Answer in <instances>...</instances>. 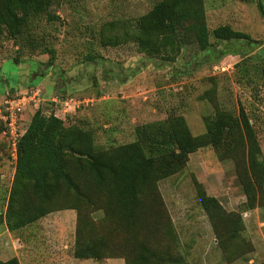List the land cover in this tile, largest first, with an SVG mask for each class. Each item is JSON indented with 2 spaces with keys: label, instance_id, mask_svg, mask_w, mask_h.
Wrapping results in <instances>:
<instances>
[{
  "label": "rangeland",
  "instance_id": "374dc122",
  "mask_svg": "<svg viewBox=\"0 0 264 264\" xmlns=\"http://www.w3.org/2000/svg\"><path fill=\"white\" fill-rule=\"evenodd\" d=\"M51 1L46 15L27 22V37L0 32V98L37 88L45 113L58 115L64 125L77 123L90 129L96 150L129 143L142 129L148 136L170 113L181 115L190 134L199 135L205 130V117L219 110L234 115L242 110L254 130L257 159L264 162V100L257 71L264 58V0H202L205 20L185 22L175 33L177 39L170 44L160 41L154 55L136 49L137 32L131 29L157 0ZM223 24L256 43L214 39L211 29ZM199 27L207 32L210 44L205 51L197 44ZM43 46L46 51L40 49ZM228 50L238 52L221 55ZM210 56L218 58L208 60ZM51 96L76 103L54 104ZM72 108L75 113L67 115ZM33 109L28 103L20 114L23 128ZM164 127L161 135L148 141L149 147L169 140ZM238 146L227 150L221 146L218 152L210 145L198 148L187 155L179 171L157 180L155 188L144 187L131 229L108 201L105 188L95 189L87 180L88 184L79 183V189L88 193V202H73L70 192L60 190L50 203L52 211L9 231L4 212L14 161L0 125V260L123 264L121 258L73 256L78 214L94 232L105 224L106 246L113 255H129L142 246L163 264L172 259L179 264H264V178L254 207H244L239 176L247 171L246 153ZM199 189L240 216L243 225L232 241L220 243L219 231L227 236L229 225L214 231V217L209 218L201 206ZM74 205L77 209L69 208Z\"/></svg>",
  "mask_w": 264,
  "mask_h": 264
},
{
  "label": "trees",
  "instance_id": "16d2710c",
  "mask_svg": "<svg viewBox=\"0 0 264 264\" xmlns=\"http://www.w3.org/2000/svg\"><path fill=\"white\" fill-rule=\"evenodd\" d=\"M51 4V0H0V32L12 38L24 33L27 37V22L46 15ZM190 20H205L202 0H157L134 22L131 30L137 32L133 35L136 49L148 55L156 54L158 43L163 41V44H170L177 39L175 33ZM198 31V47L205 51L210 46L206 39L207 32L200 27ZM211 34L216 40H242L246 44L251 42L250 46L256 43L246 33L234 30L227 24L215 26ZM44 47L40 49L46 51ZM235 51L228 50L221 55L236 54L238 51ZM217 58L210 56L208 60ZM257 71L264 100V58ZM45 110L40 105L34 109L16 142L14 169L4 212L9 231L30 224L52 211L50 203L60 190L70 192L73 202L80 199L88 202V193H82L79 189V183L88 184L87 180L94 184L95 189L105 188L108 201L118 207L124 226L131 229L140 206L138 202L142 189L155 188L157 180L184 166L189 153L206 145H210L215 152L221 146L227 150L231 145L238 148V144L241 145V150L244 149L246 153L247 169L242 176L238 175L245 197L243 206L252 208L258 200L256 191L264 178V162L257 159L259 148L254 130L242 110L235 115L228 110H219L212 117H205V130L199 135L190 134L181 115L170 113L159 122L162 127L159 125L148 136L142 129L133 141L104 150L94 148L90 129L77 123L64 125L61 117L51 111L45 113ZM163 127L169 140L149 147L148 141L161 135ZM197 196L207 216L211 219L214 217L212 227L215 232L222 224L229 225L227 236L218 230L222 234L220 243L232 241L234 233L243 225L240 216L223 209L213 196L206 195L201 189L197 190ZM154 200L157 198L154 197ZM69 208L77 209L76 205ZM77 215L73 247L75 258H121L123 264H163L164 261L154 260L152 252L142 246L140 251H132L129 255H113L106 246L105 224H99L101 227L98 228L94 226V232L93 226ZM233 224H236V228ZM179 263V260L172 259L170 264ZM0 264L18 262L15 257H10L0 260Z\"/></svg>",
  "mask_w": 264,
  "mask_h": 264
},
{
  "label": "built area",
  "instance_id": "2783aa9c",
  "mask_svg": "<svg viewBox=\"0 0 264 264\" xmlns=\"http://www.w3.org/2000/svg\"><path fill=\"white\" fill-rule=\"evenodd\" d=\"M82 100H86L85 103L89 101L88 99ZM42 101L43 96L37 88H28L23 92L10 96H2L0 98V125L2 127V132L8 140L9 154L13 161H15L16 142L24 130L20 124V114L26 109L28 103L31 108H37ZM50 101L54 104H60L61 102V104H67L70 101L76 103L75 100H72L71 98L66 101L53 96L50 97ZM77 103H79V101H77Z\"/></svg>",
  "mask_w": 264,
  "mask_h": 264
},
{
  "label": "crops",
  "instance_id": "0c3cea01",
  "mask_svg": "<svg viewBox=\"0 0 264 264\" xmlns=\"http://www.w3.org/2000/svg\"><path fill=\"white\" fill-rule=\"evenodd\" d=\"M68 109H71L70 106L66 108V110H68ZM68 111H69V110H68ZM75 111H76V109L72 108V110H70V112H67V115H69L70 113H73V112L75 113ZM218 202H221V204H222L221 207H222L223 209H225L226 211H228V210H230V209L232 208V207L227 206V205H228L227 203L224 204L221 200H219ZM228 208H229V209H228ZM257 208H258V207H257ZM253 210L255 211L256 208H253Z\"/></svg>",
  "mask_w": 264,
  "mask_h": 264
}]
</instances>
